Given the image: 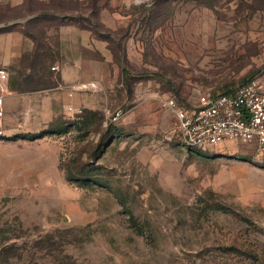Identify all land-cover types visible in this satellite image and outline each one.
<instances>
[{
  "label": "rangeland",
  "instance_id": "obj_1",
  "mask_svg": "<svg viewBox=\"0 0 264 264\" xmlns=\"http://www.w3.org/2000/svg\"><path fill=\"white\" fill-rule=\"evenodd\" d=\"M19 1L0 0V32L59 26ZM62 4L92 32L91 79L49 123L0 117V264H264V154L186 148L166 105L261 81L264 0Z\"/></svg>",
  "mask_w": 264,
  "mask_h": 264
},
{
  "label": "crops",
  "instance_id": "obj_2",
  "mask_svg": "<svg viewBox=\"0 0 264 264\" xmlns=\"http://www.w3.org/2000/svg\"><path fill=\"white\" fill-rule=\"evenodd\" d=\"M58 16L62 17L59 18L62 23L47 29L41 40L46 46L43 58H38L42 51L36 52L37 44L31 37L35 33L19 29L24 28V24L0 32V68L9 74L0 88V97H3L4 122L8 126L19 118L51 122L61 105H68L70 88L90 82L94 49L92 32L67 22L68 18L62 15L55 17ZM106 59H109L107 54ZM38 64L44 69L34 68ZM260 79L264 84V74Z\"/></svg>",
  "mask_w": 264,
  "mask_h": 264
},
{
  "label": "built area",
  "instance_id": "obj_3",
  "mask_svg": "<svg viewBox=\"0 0 264 264\" xmlns=\"http://www.w3.org/2000/svg\"><path fill=\"white\" fill-rule=\"evenodd\" d=\"M6 69L0 68V88L8 80ZM175 116L173 134L186 148L215 150L228 143L253 146L264 154V84L254 79L232 92L201 93L195 102L183 105L171 95L166 100ZM4 114L0 97V117ZM122 110L113 114L118 120Z\"/></svg>",
  "mask_w": 264,
  "mask_h": 264
},
{
  "label": "trees",
  "instance_id": "obj_4",
  "mask_svg": "<svg viewBox=\"0 0 264 264\" xmlns=\"http://www.w3.org/2000/svg\"><path fill=\"white\" fill-rule=\"evenodd\" d=\"M27 1V0H26ZM29 1H32V0H29ZM65 0H60L59 2H57V1H55V0H48V1H43V2H39L40 3V5H39V7H38V9H35V8H31V9H29L28 10V12H27V14H25V15H22V17L21 18H18V19H25V18H28V22L26 23V25H29V24H36V23H38L39 21H41V19H52V17H54V16H56L57 14L54 12L55 10H60V11H58L57 13L58 14H61V13H67L68 11H67V8L65 7V6H63V2H64ZM22 5H25V0L21 3ZM18 6H20V5H18ZM53 13H55V14H53ZM18 19H15V20H12V21H17ZM11 21V22H12ZM60 23H62L61 21H60ZM60 23H59V25H60ZM49 28H51V26H46L40 33H41V35H38V34H33V36H31V37H33L34 39H35V41H36V44H37V50H36V52H39L40 53V51H42V55H41V57H39V55H38V58H43L45 55H46V46H45V44L43 43H41V40L45 37L44 36V34L46 33V31H47V29H49ZM82 28H85V27H82ZM86 29V28H85ZM39 33V34H40ZM41 47H43L44 49H42ZM39 49H41V50H39ZM44 50H45V52H44ZM44 52V53H43ZM38 58H36V59H38ZM34 68H37V69H41V70H43L44 68L41 66V65H37L36 67H34ZM123 73H124V75H125V77L126 78H128V77H130V72L129 71H127V70H125V69H123ZM153 76L154 77H158V78H163L161 75H159V74H153ZM253 76L254 75H252V76H248V77H246V78H244L241 82H240V84H239V87L240 86H243V85H245V84H247V83H249L250 81H252V78H253ZM238 88V87H237ZM236 87L235 88H231V89H228V90H226V91H224V92H219V93H228V92H232V91H234L235 89H237ZM219 93H214L213 92V94L214 95H217V94H219ZM44 131H42V132H39V134L38 133H32V132H27V133H23L24 135H21V137L22 138H24V137H31V138H34V139H36V138H40V137H42L43 135H44V133H43ZM17 136H19V135H15V136H13V137H17Z\"/></svg>",
  "mask_w": 264,
  "mask_h": 264
}]
</instances>
